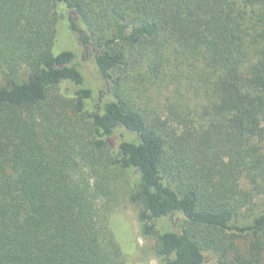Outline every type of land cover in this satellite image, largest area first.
Wrapping results in <instances>:
<instances>
[{
    "label": "trees",
    "instance_id": "1",
    "mask_svg": "<svg viewBox=\"0 0 264 264\" xmlns=\"http://www.w3.org/2000/svg\"><path fill=\"white\" fill-rule=\"evenodd\" d=\"M122 193L162 264H264V0H0V264H125Z\"/></svg>",
    "mask_w": 264,
    "mask_h": 264
},
{
    "label": "rangeland",
    "instance_id": "2",
    "mask_svg": "<svg viewBox=\"0 0 264 264\" xmlns=\"http://www.w3.org/2000/svg\"><path fill=\"white\" fill-rule=\"evenodd\" d=\"M78 55L85 75L84 86L93 90L94 105L98 107L105 98H111L107 92V84L100 78L97 69L90 60L92 56L81 51L78 52ZM132 86L133 84L126 82L123 89L126 92H132L135 90L132 89ZM75 88L73 84L66 82L62 85L61 92L72 93ZM139 89L143 90L142 86ZM133 93L138 94L139 91ZM146 93L149 98L151 97L150 106L159 107L162 105L168 91L163 87L159 89L150 86L149 91ZM136 179V173L129 176L132 183ZM108 226L122 250L125 264H162V259L155 253L154 238H145L142 235L136 210L123 193L120 194L118 202L108 212ZM205 264H216L215 257L211 252H205Z\"/></svg>",
    "mask_w": 264,
    "mask_h": 264
}]
</instances>
